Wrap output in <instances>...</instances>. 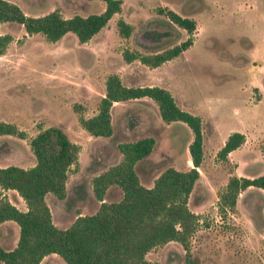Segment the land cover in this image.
<instances>
[{"label": "rangeland", "instance_id": "obj_1", "mask_svg": "<svg viewBox=\"0 0 264 264\" xmlns=\"http://www.w3.org/2000/svg\"><path fill=\"white\" fill-rule=\"evenodd\" d=\"M6 1L32 17L53 10L63 18L85 17L104 9L101 0ZM120 2L119 12L83 43L70 32L48 42L40 33L26 34L16 22H0V36H8L0 54V121L24 134L0 135V167H31L35 160L29 139L49 126L65 132L78 146L65 181L66 195L44 197L52 223L61 229L77 214L97 210L91 179L120 160V143L153 139L150 153L134 166L144 187H151L166 167L186 171L192 167L187 150L190 130L181 122L164 123L149 98L114 103L108 137L89 135L79 122L96 113L108 75L116 74L124 86L162 87L181 109L201 121L202 162L187 200L198 222L189 240L194 264H264V192L248 187L238 193L232 209L218 208V195L229 177L264 172V0ZM166 10L193 19V32L189 35L169 23ZM118 19L130 26L129 36L117 32ZM188 37L187 49L157 67L122 58L124 50L153 54ZM232 132L242 133L244 141L220 159L217 151ZM120 197V189L112 185L103 200ZM0 199L25 209L9 190L0 188ZM17 236L15 222L0 225L3 249H11ZM183 254L180 244L170 241L151 249L145 259L151 264H181ZM43 264L65 263L54 254Z\"/></svg>", "mask_w": 264, "mask_h": 264}, {"label": "trees", "instance_id": "obj_2", "mask_svg": "<svg viewBox=\"0 0 264 264\" xmlns=\"http://www.w3.org/2000/svg\"><path fill=\"white\" fill-rule=\"evenodd\" d=\"M101 1L104 9L98 14L63 18L55 10L37 17L27 16L16 4L0 0V22H16L22 25L26 34L40 33L48 42H55L70 32L83 43L120 10V0ZM166 16L169 23L189 35L195 29L191 18L171 10H166ZM116 29L122 37L129 36L131 31L122 19L116 21ZM7 40L8 36H0V54ZM190 45L191 38L188 37L153 54L124 50L122 58L126 63L138 60L148 67H157ZM143 97L156 104L164 123L181 122L188 127L192 138L187 150L192 167L186 171L166 167L151 187H144L138 181L134 166L150 153L153 139L144 137L120 143L117 145L120 160L91 179L92 193L99 201L97 210L92 214H77L68 227L61 229L52 223L44 197L47 193L57 199L65 197L67 173L77 160L78 146L57 127L39 130L28 141L35 160L31 167H0V188L14 190L25 204V210H20L7 199H0V223L9 220L18 227L15 246L10 250L0 246L1 264H39L44 256L52 253L61 257L65 264H151L145 259L146 253L170 241L180 244L184 251L181 264H194L189 240L198 222L197 214L188 209L187 200L202 162L200 118L181 109L169 91L162 87L124 86L116 74H111L105 79L96 113L79 122L89 135L108 137L112 132L109 112L113 103ZM0 135L24 137L15 126L3 121H0ZM243 141L242 133H230L217 151L218 158L226 159L227 154ZM112 185L120 189L121 197L105 202L104 192ZM251 186L264 192V172L254 177H229L218 195L219 210L232 209L238 193Z\"/></svg>", "mask_w": 264, "mask_h": 264}, {"label": "crops", "instance_id": "obj_3", "mask_svg": "<svg viewBox=\"0 0 264 264\" xmlns=\"http://www.w3.org/2000/svg\"><path fill=\"white\" fill-rule=\"evenodd\" d=\"M114 104V103H113ZM7 190H9L10 192H12V193H15L16 194V197H17V200L19 201V203H21L20 202V200H22L20 197H19V195H17V193L14 191V190H10V189H7ZM20 199V200H19ZM10 203H12V201L9 199L8 200ZM23 201V200H22ZM12 204H14V203H12ZM18 208V207H17ZM19 209V208H18ZM20 210H25V209H20ZM9 222V220H7V221H4V222H2V223H0V225H3V224H5V223H8ZM16 241V240H15ZM16 243V242H15ZM15 243H13V247L15 246ZM12 247V248H13ZM11 248V249H12ZM10 250V249H9ZM52 257H54V254L52 253V254H48V255H46V256H44L42 259H41V261L39 262V264H43V263H47V261H50L51 259H52ZM54 259V258H53Z\"/></svg>", "mask_w": 264, "mask_h": 264}]
</instances>
